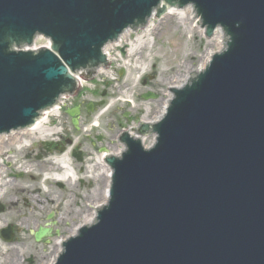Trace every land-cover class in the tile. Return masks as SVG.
I'll list each match as a JSON object with an SVG mask.
<instances>
[{
    "label": "water",
    "instance_id": "obj_1",
    "mask_svg": "<svg viewBox=\"0 0 264 264\" xmlns=\"http://www.w3.org/2000/svg\"><path fill=\"white\" fill-rule=\"evenodd\" d=\"M188 4L223 47L134 128L153 134L149 147L119 136L105 202L52 264H264V0H0V135L73 94L126 29ZM37 35L50 47L24 49ZM0 234L11 241V226Z\"/></svg>",
    "mask_w": 264,
    "mask_h": 264
},
{
    "label": "rangeland",
    "instance_id": "obj_2",
    "mask_svg": "<svg viewBox=\"0 0 264 264\" xmlns=\"http://www.w3.org/2000/svg\"><path fill=\"white\" fill-rule=\"evenodd\" d=\"M164 16L152 18L147 29L131 31L123 41L111 45V67L83 80L82 95L66 99L65 103L72 101L69 108L81 106L78 129L64 114L65 105L48 113L40 129L23 133L16 141L3 140L0 229L11 224L14 236L11 241L0 236V264L49 261L56 253V241L70 235L72 227L91 211L90 205L105 199L106 178L98 163L101 153L85 139L87 134L102 135L101 144L115 152L120 129L136 127L146 113L152 118L168 97L169 88L177 84L175 77L187 72L189 66H198L210 45L208 38L190 24L191 19L188 31L176 14ZM140 34L145 35L144 43L135 49ZM127 49L134 52L127 53ZM147 93L153 97L144 98ZM87 105H93L94 110L86 111ZM59 138L70 140H62L63 150L54 148ZM151 142L152 136L144 141ZM74 148L82 152L80 161L72 155ZM62 162L69 167L61 168ZM28 168L30 171H25ZM68 169L73 170V176L54 179L55 174ZM38 226L49 228L40 239L31 232Z\"/></svg>",
    "mask_w": 264,
    "mask_h": 264
},
{
    "label": "bare ground",
    "instance_id": "obj_3",
    "mask_svg": "<svg viewBox=\"0 0 264 264\" xmlns=\"http://www.w3.org/2000/svg\"><path fill=\"white\" fill-rule=\"evenodd\" d=\"M173 13L176 14L179 17V21L185 26L186 30L190 31V28L188 27V21H189V19H191L190 24H192L194 26V28L197 29L200 33L204 32V28H202L199 25L198 21L196 22V19L194 17V10H193L192 6H186L184 8H171V13H166V15H171ZM165 16L163 18H165ZM143 30H145V29H143ZM130 32H131V30L127 29V31L125 33V36L127 34H129ZM144 36H145L144 34H140L139 36L136 37V40L134 41L135 49L137 47H141L142 46V44L144 43V41H143ZM208 42L210 43V45H209L208 49L206 50L205 54L199 60L198 66L195 67V68H192L193 70L189 66L187 68V70H186L187 72H185L183 74H178L177 77H175V80H174V82L177 83V84H173L174 86H177V87L182 86L185 83V81L188 80V78L190 77V74H191L192 71H198V70L202 69L205 66V64L207 63V61L209 60L211 54L216 52V51H219L223 47L224 36H223L222 31L219 28H217L215 30L214 38L213 37L208 38ZM106 48H107L106 50H107V52L109 54V48H111V45H109ZM126 52L127 53H133L134 50L133 49H127ZM167 95L170 98L172 96V93L169 92V94H167ZM168 97L165 100H163V102L161 104V109L156 111L152 118H149L148 117V113H146L143 116V120L147 121V122H153L155 120H158L162 116V114L164 113V106L167 103V100H169ZM53 110H55V109H53ZM42 121L43 120L40 121V124L42 123ZM40 124L34 125V126L30 127V128H26V129H23V130H20V131H15V132L0 136V150L1 151L3 150L2 149L3 147H1V145L3 144L2 143L3 140L7 139V138L5 139V137H8L9 138L8 140H10V141H12V140L16 141L19 138V135H21L23 133H31L34 130L40 129L39 128ZM129 130L132 131V129H129ZM117 150H118V148L116 149V151ZM101 156L102 155L99 156L98 163L102 166V168H103L102 169V174H104L105 178H106V184H105V189H104V196H105V199H106V188L108 186L107 184H108V181H109L110 170H109L108 166H106V164L104 162H101ZM59 166H61V168L69 167V165L66 162H64V163L62 162V165L59 164ZM25 171L29 172L30 169L29 168L25 169ZM3 173H4L3 169H0V177L1 178H2V174ZM70 176H73V170H71V169L69 170L68 169V170H64L62 175L55 174V176H54L55 178L54 179H59L60 180V179L65 178V177L69 178ZM0 185H1V183H0ZM105 199H104V201H105ZM99 204L100 203H96L94 206H98ZM94 214H95V212L93 210H91L89 213H85L81 217L82 219L79 222V224L72 227L70 235H73V234L76 233L77 226H79L81 224H86V223L91 222L94 219ZM61 237L64 238V236H61ZM60 248H61V238H59L56 241V253L59 251ZM54 259H55V253L51 257V259L49 261H45L44 264H52Z\"/></svg>",
    "mask_w": 264,
    "mask_h": 264
},
{
    "label": "flooded vegetation",
    "instance_id": "obj_4",
    "mask_svg": "<svg viewBox=\"0 0 264 264\" xmlns=\"http://www.w3.org/2000/svg\"><path fill=\"white\" fill-rule=\"evenodd\" d=\"M78 96H79V91L77 92V94L75 95V97H78ZM88 105L86 106V111L91 110V109L94 110V106L93 105L92 106H88ZM75 107H77L76 117H79L80 116V113H81V110H82L80 105L73 106L72 108L65 109V111H64L65 112L64 114H66V116L69 117L71 123H72V116L69 115V112L68 111L70 109L75 108ZM85 139H89V142H90L89 144L92 147L98 146V148H99V144L102 143V135H94V137H92L90 134H87V136H86ZM62 140H64L65 143H69L70 142V140L67 139V138H64V139L59 138V140L55 143L54 148H56V147H59V148L64 147V145L61 144ZM76 153H77V150H75V148H74V150L72 152V155H77ZM80 157H81V159H83L82 152L80 154Z\"/></svg>",
    "mask_w": 264,
    "mask_h": 264
}]
</instances>
